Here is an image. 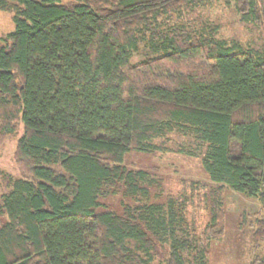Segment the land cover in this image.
<instances>
[{
    "label": "trees",
    "instance_id": "1",
    "mask_svg": "<svg viewBox=\"0 0 264 264\" xmlns=\"http://www.w3.org/2000/svg\"><path fill=\"white\" fill-rule=\"evenodd\" d=\"M210 1L0 0L14 25L0 40V142L17 139L23 174L0 196V264H206L203 246L186 261L170 204L102 202L149 199L159 182L126 156L168 151L152 142L172 132L219 185L207 243L222 237L226 188L264 210V54L170 24ZM231 1L264 26V0ZM141 46L152 56L131 63ZM255 231L258 244L264 215Z\"/></svg>",
    "mask_w": 264,
    "mask_h": 264
},
{
    "label": "rangeland",
    "instance_id": "2",
    "mask_svg": "<svg viewBox=\"0 0 264 264\" xmlns=\"http://www.w3.org/2000/svg\"><path fill=\"white\" fill-rule=\"evenodd\" d=\"M170 24H188L208 33L215 29L217 39L236 42L244 51L264 54V26L245 22L231 0H211L185 20L176 19ZM13 29L11 14L0 12V40ZM148 56H152L151 50L141 46L131 57V63H138ZM21 134L22 127L19 136ZM152 144L168 151L130 152L125 166L149 171L151 177L159 182V188H150L149 199L120 194L111 196L102 200L105 206L121 213L123 204L162 203L167 208L170 204L177 219L181 220L174 224L177 237L192 247L184 253L187 262H193L191 253L195 254L201 246L206 247L208 252L206 264H250L254 257H263L264 240L256 244L254 238L257 220L264 215L259 199L226 188L223 194L225 228L222 237L207 243L203 233L210 224L219 185L203 171L199 151L195 152L196 156L186 153L196 149L190 138L172 132ZM16 146L17 139L0 142V196L10 189L14 179L23 176L14 161ZM165 249L163 255H166L168 246ZM161 260L162 255L156 256L155 262Z\"/></svg>",
    "mask_w": 264,
    "mask_h": 264
}]
</instances>
